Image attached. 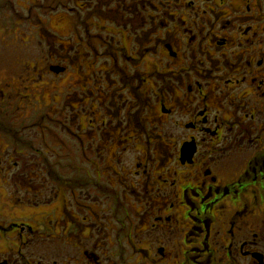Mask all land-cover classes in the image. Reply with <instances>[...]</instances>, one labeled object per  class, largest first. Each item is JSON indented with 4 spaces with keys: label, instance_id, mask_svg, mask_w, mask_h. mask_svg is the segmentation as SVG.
<instances>
[{
    "label": "flooded vegetation",
    "instance_id": "af4514ba",
    "mask_svg": "<svg viewBox=\"0 0 264 264\" xmlns=\"http://www.w3.org/2000/svg\"><path fill=\"white\" fill-rule=\"evenodd\" d=\"M0 13V264H264V0Z\"/></svg>",
    "mask_w": 264,
    "mask_h": 264
},
{
    "label": "rangeland",
    "instance_id": "374dc122",
    "mask_svg": "<svg viewBox=\"0 0 264 264\" xmlns=\"http://www.w3.org/2000/svg\"><path fill=\"white\" fill-rule=\"evenodd\" d=\"M1 15V13H0ZM1 29V28H0ZM7 55V56H5ZM5 56V57H3ZM8 58V59H3ZM12 58V55L8 52H5L4 55L0 54V78H3L6 74H15L18 72V66H16L14 63L10 62ZM6 139L7 136H4ZM5 144H7V141L3 140Z\"/></svg>",
    "mask_w": 264,
    "mask_h": 264
}]
</instances>
